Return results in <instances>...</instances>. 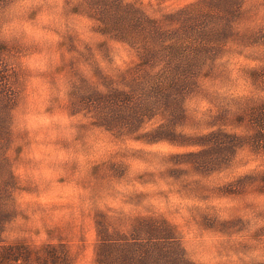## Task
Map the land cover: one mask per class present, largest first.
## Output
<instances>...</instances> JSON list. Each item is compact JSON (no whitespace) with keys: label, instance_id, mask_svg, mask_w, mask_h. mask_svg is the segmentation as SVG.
<instances>
[{"label":"rangeland","instance_id":"rangeland-1","mask_svg":"<svg viewBox=\"0 0 264 264\" xmlns=\"http://www.w3.org/2000/svg\"><path fill=\"white\" fill-rule=\"evenodd\" d=\"M87 1L99 0L0 4V41L15 58L21 82L11 113L7 157L13 187L2 219L3 243L64 244L71 264H98L99 214L119 219L124 229L135 216H154L175 228L194 264H264V240L258 237L264 194L254 185L264 171V148L249 141L221 171L197 174L169 159L196 148L143 144L100 127L87 111V98L137 57L112 36L106 20L87 11ZM198 1L123 0L149 18ZM230 19L239 32L264 35V0H243L239 16ZM214 63L215 75L200 78L197 91L184 98L185 118L176 130L251 136L256 123L247 119L257 122L252 115L264 102V89L252 85L249 72L264 69V44L229 42ZM156 124L147 121L144 130Z\"/></svg>","mask_w":264,"mask_h":264},{"label":"trees","instance_id":"trees-1","mask_svg":"<svg viewBox=\"0 0 264 264\" xmlns=\"http://www.w3.org/2000/svg\"><path fill=\"white\" fill-rule=\"evenodd\" d=\"M5 1L0 0V4ZM197 3L149 18L123 0H99L96 4L87 1V11L106 20L104 24L110 27L112 36L127 43L137 57V62L119 73L104 90L90 94L87 111L100 127L118 136L143 144L165 142L196 148L171 154L169 159L174 166H188L186 171L213 174L228 166L245 143L249 146L251 141L255 149L264 148V102L252 115L257 122L247 119L256 123L254 133L243 138L221 129L199 136L178 132L177 125L185 118L183 100L197 91L200 78L215 75L214 62L229 42L240 46L262 45L264 35L260 36L261 30L257 29L239 32L229 20L231 15L239 16L243 0ZM14 61L9 47L0 41V264H71L64 244L47 243L31 248L23 243L6 245L1 240L6 200L13 187L7 157L11 113L21 85ZM249 79L254 87L264 89L263 68L251 70ZM153 120L156 127L145 131L144 124ZM254 183L264 194V171ZM95 229L98 264H194L186 258L175 228L162 218L135 216L124 229L119 219L99 214ZM258 237L264 240V229Z\"/></svg>","mask_w":264,"mask_h":264}]
</instances>
